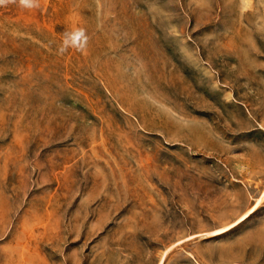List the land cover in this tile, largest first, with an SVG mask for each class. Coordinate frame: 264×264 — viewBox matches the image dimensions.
<instances>
[{
    "label": "rangeland",
    "instance_id": "rangeland-1",
    "mask_svg": "<svg viewBox=\"0 0 264 264\" xmlns=\"http://www.w3.org/2000/svg\"><path fill=\"white\" fill-rule=\"evenodd\" d=\"M0 264H264V0L0 7Z\"/></svg>",
    "mask_w": 264,
    "mask_h": 264
},
{
    "label": "clouds",
    "instance_id": "clouds-1",
    "mask_svg": "<svg viewBox=\"0 0 264 264\" xmlns=\"http://www.w3.org/2000/svg\"><path fill=\"white\" fill-rule=\"evenodd\" d=\"M9 5H15L22 10L32 11L40 9L41 0H0V7H7ZM88 44L89 36L85 28H70L62 34L56 54L62 56L69 50L84 53L88 48Z\"/></svg>",
    "mask_w": 264,
    "mask_h": 264
}]
</instances>
